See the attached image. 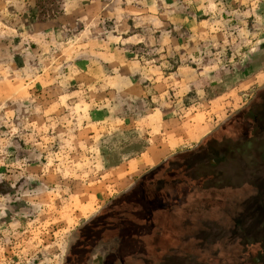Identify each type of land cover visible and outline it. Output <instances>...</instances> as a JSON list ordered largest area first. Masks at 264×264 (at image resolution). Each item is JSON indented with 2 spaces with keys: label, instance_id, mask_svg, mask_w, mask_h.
Masks as SVG:
<instances>
[{
  "label": "rangeland",
  "instance_id": "1",
  "mask_svg": "<svg viewBox=\"0 0 264 264\" xmlns=\"http://www.w3.org/2000/svg\"><path fill=\"white\" fill-rule=\"evenodd\" d=\"M262 91L264 0H0V264H121L85 225Z\"/></svg>",
  "mask_w": 264,
  "mask_h": 264
},
{
  "label": "trees",
  "instance_id": "2",
  "mask_svg": "<svg viewBox=\"0 0 264 264\" xmlns=\"http://www.w3.org/2000/svg\"><path fill=\"white\" fill-rule=\"evenodd\" d=\"M261 96L264 91L195 148L141 178L84 231L96 235L103 221L106 232L100 241L110 235L119 241L121 264H129L138 254L148 257L145 264H178L191 258L195 243L203 245L218 235L209 229L215 222L238 239L230 250L213 243L209 264H264Z\"/></svg>",
  "mask_w": 264,
  "mask_h": 264
}]
</instances>
